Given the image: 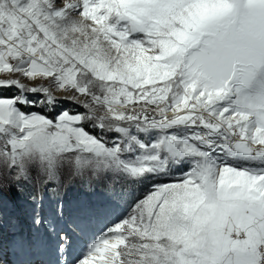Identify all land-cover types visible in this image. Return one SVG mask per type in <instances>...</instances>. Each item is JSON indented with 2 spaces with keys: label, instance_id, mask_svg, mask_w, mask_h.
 Returning a JSON list of instances; mask_svg holds the SVG:
<instances>
[{
  "label": "snow or ice",
  "instance_id": "snow-or-ice-1",
  "mask_svg": "<svg viewBox=\"0 0 264 264\" xmlns=\"http://www.w3.org/2000/svg\"><path fill=\"white\" fill-rule=\"evenodd\" d=\"M65 167L151 182L75 264H264V0H0V177Z\"/></svg>",
  "mask_w": 264,
  "mask_h": 264
},
{
  "label": "rangeland",
  "instance_id": "rangeland-1",
  "mask_svg": "<svg viewBox=\"0 0 264 264\" xmlns=\"http://www.w3.org/2000/svg\"><path fill=\"white\" fill-rule=\"evenodd\" d=\"M54 95L57 110L67 108L83 111L64 100L63 93ZM33 110L47 111L39 107ZM88 127L91 130V126ZM0 179L4 185L0 197V247L6 248L4 257L6 256L8 264H72L67 250L75 247V244L80 245V241L92 238L105 224V221H101L86 235L79 231L77 234L75 225L84 208L110 203L113 206L110 219L126 215L129 205L142 197L151 183L117 182L112 178H103V174L75 173L67 167L51 181L38 177L35 172L29 180L17 181L7 174ZM34 218H38L40 223H34ZM71 232L78 238L72 237ZM65 235L70 239L62 252L58 245L60 237ZM73 238L75 244L72 243ZM23 251L27 252L26 255L33 254L30 261H25L26 255L19 254Z\"/></svg>",
  "mask_w": 264,
  "mask_h": 264
},
{
  "label": "bare ground",
  "instance_id": "bare-ground-1",
  "mask_svg": "<svg viewBox=\"0 0 264 264\" xmlns=\"http://www.w3.org/2000/svg\"><path fill=\"white\" fill-rule=\"evenodd\" d=\"M66 203V202H65ZM64 204V203H63ZM67 205V204H66ZM65 206V205H64ZM62 208V207H61ZM65 208V207H64ZM73 211V210H72ZM59 229V228H58ZM55 230V229H54ZM45 231V230H44ZM55 233V231H53ZM78 234V231L76 232ZM50 234V232H49ZM52 235V234H51ZM76 235V234H75ZM46 236V235H45ZM71 236L72 237H75L73 236V233L71 232ZM82 236V235H81ZM56 237V236H55ZM45 238V237H44ZM75 238H78V237H75ZM84 238V237H83ZM46 239V238H45ZM70 239V238H69ZM91 239V238H89ZM51 241V240H50ZM54 241V240H53ZM72 243L75 244L76 242L74 241V238L72 240ZM28 244V243H27ZM85 244H86V241H80V245H76L75 244V247H71L70 249L67 250V256L68 258H70L71 260V263H75V261L81 256V253L83 252L84 248H85ZM35 245V244H34ZM57 245V244H56ZM5 246V245H4ZM23 246V245H22ZM27 245H25L24 249L26 248ZM38 246V244H37ZM30 247V246H29ZM21 248V247H20ZM6 251V248H3V247H0V264H8V260L6 259V256L4 257V253ZM27 251V250H26ZM21 252L19 253L20 255H23L25 256L27 252ZM29 253V252H28ZM7 254V253H6ZM28 255V254H27ZM26 255V258H25V261H30V256H32L33 254L31 255ZM18 259V258H17ZM20 261V260H19ZM73 261V262H72ZM70 262H68L67 264H69ZM30 264H34L33 262H30Z\"/></svg>",
  "mask_w": 264,
  "mask_h": 264
}]
</instances>
